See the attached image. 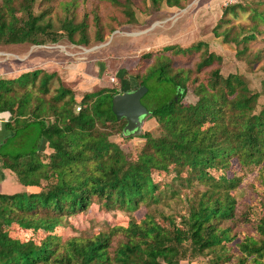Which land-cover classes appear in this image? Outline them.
I'll return each mask as SVG.
<instances>
[{"label": "trees", "instance_id": "16d2710c", "mask_svg": "<svg viewBox=\"0 0 264 264\" xmlns=\"http://www.w3.org/2000/svg\"><path fill=\"white\" fill-rule=\"evenodd\" d=\"M99 1L123 3L128 21L135 20L132 0ZM79 2L63 0L62 22L56 25L44 13H33L34 0H0V44L63 38L76 43V33L77 42L88 43V15L75 23L68 12ZM151 2L181 6L180 0ZM20 11L24 15L18 17ZM91 15L99 26L96 6ZM212 32L227 42L249 34L242 49L236 44L238 55L248 52V44L264 34V0L226 3ZM95 36L102 41L99 30ZM195 53L199 59L192 66L173 58ZM260 54L258 49L254 58ZM221 61L203 41L185 48L165 45L141 56L135 77L148 88L141 102L171 140L160 143L143 132L136 163L109 139L125 124L111 110L112 96L123 91L101 89L77 101L64 85L51 89L55 72L33 69L0 78V112L10 114L11 137L37 127L32 151L0 152L1 159L22 185L38 188L0 193V264H181L211 256L210 264H264V103L240 74L223 76ZM261 85L264 91V79ZM189 93L194 100L185 99ZM233 161L239 172L232 170ZM172 171L176 175L167 183L154 179ZM174 184L187 186L190 194L178 196ZM173 199L187 203L186 214L156 210L162 200L169 205ZM92 204L106 211L132 214L141 206L146 211L126 226L64 238L59 230L67 218ZM15 226L44 236L21 239L11 234Z\"/></svg>", "mask_w": 264, "mask_h": 264}, {"label": "rangeland", "instance_id": "374dc122", "mask_svg": "<svg viewBox=\"0 0 264 264\" xmlns=\"http://www.w3.org/2000/svg\"><path fill=\"white\" fill-rule=\"evenodd\" d=\"M62 1L34 0L32 11L34 14L44 13L46 20L52 19L54 24L58 25L62 22L60 16L64 13ZM180 1V7H168L165 2L155 6L151 0H132L130 9L134 12L135 20L129 22L125 12L126 6L123 3L80 0L73 6V10L68 12H73L72 19L75 23H79L84 14L88 15L86 20L88 43L77 42L80 35L76 33L74 35L76 43L63 38L56 42L41 44H0V78H13L33 69H42L47 73L55 72L56 75L50 82L51 89L64 85L74 92L78 101L85 93L101 89L117 88L125 92L136 88L139 83L135 77V70L138 68L141 56L149 49L170 44L185 48L203 41L210 51L221 56L222 61L219 66L221 74L223 76L229 73L240 74L252 91L260 93L259 104H263L264 91L261 80L264 79V34L257 35L256 40L248 44V52L240 56L237 54L236 44L242 49L249 34L240 36L236 42L233 38L232 41L227 42L222 35L216 36L212 32L221 15L222 7L228 2L238 0ZM95 6L100 17L99 26H95L92 20L91 9ZM16 15L21 17L24 12H17ZM98 30L102 34V41L96 39L95 33ZM258 49L261 50L259 60L254 58V52ZM173 58L177 64L183 66H192L199 59L196 53L186 57L173 56ZM251 58H254L252 62ZM185 99L192 101L194 97L189 93ZM77 106L78 104L73 107L74 113L78 111ZM145 131H149L160 143L171 140L169 132L158 125L153 117L146 118L140 129L131 137L123 136L121 132L111 135L109 139L120 145L131 163H136L140 159V149L144 143L141 135ZM36 135L37 127L34 123L21 137L12 142L14 146L6 152L16 154L32 151L37 140ZM41 149L48 151L44 140ZM229 170L226 171L230 174L231 170ZM232 170L239 172L235 161ZM175 175L176 173L172 171L164 178L154 175V179H162L167 183ZM181 175L184 176L185 173L182 172ZM174 187L179 188L180 197L190 194L187 186L179 187L174 184ZM162 202L156 206L158 212H164L166 215L173 211L186 214V202L177 199L169 201V205L164 204L165 200ZM145 211L144 206L132 214L118 210L106 211L100 205L92 204L87 211L68 217L67 223L59 231L64 238L108 231L116 226H126L131 219L139 220ZM160 220L167 223L163 218ZM11 234L21 239H42L44 236L42 232L32 234L16 226L12 228ZM204 258L205 263L210 264L212 256Z\"/></svg>", "mask_w": 264, "mask_h": 264}, {"label": "water", "instance_id": "95a60500", "mask_svg": "<svg viewBox=\"0 0 264 264\" xmlns=\"http://www.w3.org/2000/svg\"><path fill=\"white\" fill-rule=\"evenodd\" d=\"M147 91L148 88L141 84L134 89L112 96L111 110L113 114L117 120H125L122 128L123 136H130L137 132L142 126L143 121L151 117L150 110L141 102V98ZM79 109L80 105L77 106L78 111Z\"/></svg>", "mask_w": 264, "mask_h": 264}, {"label": "crops", "instance_id": "0c3cea01", "mask_svg": "<svg viewBox=\"0 0 264 264\" xmlns=\"http://www.w3.org/2000/svg\"><path fill=\"white\" fill-rule=\"evenodd\" d=\"M10 118L8 112H0V152L8 151L16 138L11 137L14 132L7 127V122ZM38 191V188L22 185L16 178L15 174L4 165L0 155V193L14 194V193H27ZM205 258L193 261L191 263L182 262L181 264H206ZM208 264V263H207Z\"/></svg>", "mask_w": 264, "mask_h": 264}, {"label": "bare ground", "instance_id": "6f19581e", "mask_svg": "<svg viewBox=\"0 0 264 264\" xmlns=\"http://www.w3.org/2000/svg\"><path fill=\"white\" fill-rule=\"evenodd\" d=\"M102 45H103V43H102ZM84 50L88 51L87 49H84Z\"/></svg>", "mask_w": 264, "mask_h": 264}, {"label": "built area", "instance_id": "2783aa9c", "mask_svg": "<svg viewBox=\"0 0 264 264\" xmlns=\"http://www.w3.org/2000/svg\"><path fill=\"white\" fill-rule=\"evenodd\" d=\"M230 1H233V0H230Z\"/></svg>", "mask_w": 264, "mask_h": 264}]
</instances>
